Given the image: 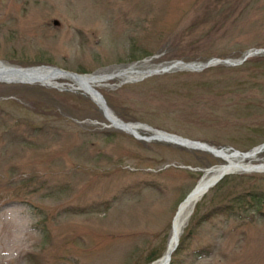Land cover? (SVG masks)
I'll return each mask as SVG.
<instances>
[{"label":"rangeland","instance_id":"obj_1","mask_svg":"<svg viewBox=\"0 0 264 264\" xmlns=\"http://www.w3.org/2000/svg\"><path fill=\"white\" fill-rule=\"evenodd\" d=\"M133 6L140 13L130 12ZM81 8L97 9L100 13L85 15L100 18L102 23L85 25L77 21L83 14L73 9ZM113 9L119 13H113ZM31 11L37 14L36 25H29L17 16ZM139 16L143 24L135 27ZM30 18H34V13ZM111 19H117V24H110ZM119 35L124 38L117 41L115 51L110 54L116 41L112 38L117 39ZM69 39H84L89 44L98 39L102 52L86 44L71 43ZM135 43L152 54L139 62L143 64L141 68L164 66L172 60L153 63L150 61L153 57L206 61L218 54L238 60L249 49L264 48V0H0V57L4 59L11 50L28 52L31 57L53 54L64 65L110 72L131 64L127 47ZM119 55L121 60L117 62ZM258 58L247 66H229L236 69L223 66L186 73L190 78L174 77L143 86H122L114 100L126 114L130 115L133 110L142 120L149 119L190 134L203 124L199 119L210 118L216 109L224 122L212 124L210 135H216L220 129L230 133L214 140L217 145H236L235 148L249 150L253 143L264 140V54ZM10 61L32 64L25 59ZM117 84L114 81L109 87L115 89ZM14 86L17 91L11 100L14 102H1L0 107V170L7 168L12 173L9 168L22 171L28 165L21 160L19 170V160L9 150L19 148L34 157L46 151L43 157L48 158L63 149L69 151L70 145L65 143L59 149L48 151L51 145L69 138L83 150L77 153V149H71L68 154L49 158L54 167L61 165L56 162L58 157L79 164L86 157V175L90 177L99 172L100 176L93 183V191L83 196L77 194L80 191L69 188L65 174H57L55 179L54 174L49 176L51 169L37 161L26 169L29 171L26 176L9 175V184L0 185L1 204L14 201V206L0 208V254L6 253L7 264H120L124 260L141 264L149 248L158 250L166 243L176 202L200 176L179 166L161 171L156 167L173 160L180 165L183 159L187 160L185 163L201 166L220 163L209 154L166 147L163 143L138 144L105 127L106 122L90 119V114L83 110L76 115L60 112L59 108L74 102L82 106L77 100L63 96L70 93H61L62 90L8 84V87ZM204 89L212 90L215 95L220 92L225 98L228 89H238L240 94L257 102L247 104L250 113L241 115V104L237 106L241 100L226 105L223 101L206 103L201 99ZM186 90H191V97H187ZM173 91L186 101L174 97ZM104 92L110 96L107 89ZM167 97H173L171 102ZM188 98H192L193 108ZM67 114L77 118L67 120ZM32 124L40 128L32 130L29 127ZM13 137L24 143H14ZM257 158L264 161V151ZM67 166L65 170L69 173ZM151 167L152 171L142 170ZM80 178L76 176L75 181L79 182ZM225 184L222 189L209 192L198 205L199 212L190 223L192 234L180 253L179 264H246L247 259L252 260L251 264H264V208L259 213L251 210H238L237 215L220 213L226 195L248 190L263 195L264 172L229 178ZM9 188L19 193L7 195ZM83 190L86 191V186ZM202 215L205 220L200 221ZM47 229L46 238H40ZM68 232L82 241L71 239L63 243ZM131 232L135 239L115 238L120 234L130 236ZM255 241L263 249L258 246L260 249L255 252ZM202 248L212 251L210 256L198 258L194 251ZM28 253L31 259H26ZM131 255L136 258L131 260Z\"/></svg>","mask_w":264,"mask_h":264},{"label":"bare ground","instance_id":"obj_2","mask_svg":"<svg viewBox=\"0 0 264 264\" xmlns=\"http://www.w3.org/2000/svg\"><path fill=\"white\" fill-rule=\"evenodd\" d=\"M127 74H130L129 77L131 76H135L133 75V73H127ZM47 75L45 72L43 71H35V72H32V73H23L22 75H19L18 78H23V79H28L29 77L27 76H31L33 79H38V78H41L43 76ZM16 77V75H14ZM64 77V78H70V79H74L75 82H77V86L81 87V88H84L86 90H88L89 88L95 86L97 83H99L100 81L102 80H108V79H111L109 77H103L101 75H87V76H84V77H70V76H67V75H61L60 73H57V74H53L52 77H46V81L48 82H51V81H55L58 77ZM220 154L221 156L223 157H226L228 159H230V162L227 163V165H224L223 168L229 170H236V169H243V168H249V166H251V164H245L243 161L245 159L243 158H237L236 160H231L232 158L231 157H228V156H225L223 155L222 153H218ZM191 202L188 204L185 205V208L184 210L180 213L179 215V218H177L174 222V228L178 229V231L180 230L181 228V224H183L184 222H186V218H187V214L189 213V209H190V206H191Z\"/></svg>","mask_w":264,"mask_h":264}]
</instances>
